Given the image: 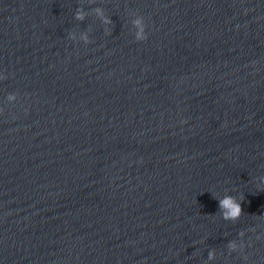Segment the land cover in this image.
I'll return each instance as SVG.
<instances>
[{
    "label": "water",
    "instance_id": "95a60500",
    "mask_svg": "<svg viewBox=\"0 0 264 264\" xmlns=\"http://www.w3.org/2000/svg\"><path fill=\"white\" fill-rule=\"evenodd\" d=\"M0 264H264V0H0Z\"/></svg>",
    "mask_w": 264,
    "mask_h": 264
},
{
    "label": "clouds",
    "instance_id": "9594fccd",
    "mask_svg": "<svg viewBox=\"0 0 264 264\" xmlns=\"http://www.w3.org/2000/svg\"><path fill=\"white\" fill-rule=\"evenodd\" d=\"M222 208H226L229 211L225 213V218H236L240 214V205L236 203L233 198L227 197L220 202Z\"/></svg>",
    "mask_w": 264,
    "mask_h": 264
}]
</instances>
